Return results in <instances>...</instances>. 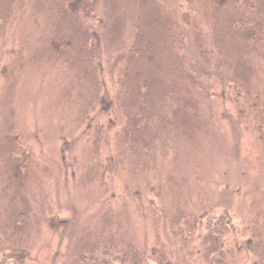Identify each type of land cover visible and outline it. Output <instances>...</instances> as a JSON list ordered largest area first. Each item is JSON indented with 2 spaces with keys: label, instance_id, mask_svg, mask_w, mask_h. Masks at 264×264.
<instances>
[{
  "label": "rangeland",
  "instance_id": "rangeland-1",
  "mask_svg": "<svg viewBox=\"0 0 264 264\" xmlns=\"http://www.w3.org/2000/svg\"><path fill=\"white\" fill-rule=\"evenodd\" d=\"M80 1L0 0V262H67L76 242L113 240L209 264L218 252L200 242L222 221L224 245L261 260L247 242L264 241V39L235 27L259 15L87 0L86 48L61 13ZM180 218L188 239L170 231Z\"/></svg>",
  "mask_w": 264,
  "mask_h": 264
},
{
  "label": "trees",
  "instance_id": "trees-1",
  "mask_svg": "<svg viewBox=\"0 0 264 264\" xmlns=\"http://www.w3.org/2000/svg\"><path fill=\"white\" fill-rule=\"evenodd\" d=\"M87 0H81L78 4H73L72 6H67L64 9H61V13L66 16V14L79 18L80 14H84L85 18L90 17V13L82 8L81 6L85 5ZM216 2H220L222 5L220 7L224 9H237L239 6L238 2H243L251 10L259 15V20L252 19L249 17V20L238 19L239 15L237 13V22L235 24L236 30L239 34H246L247 37L243 36L246 41H251L255 39V36H259L264 39V0H215ZM84 2V4H83ZM256 2L261 3L262 6H257ZM74 7H78L75 8ZM250 14V13H249ZM92 19V18H91ZM90 20H82L79 18L77 31L75 32L81 39L83 44H85L86 48H90V45L93 41L96 43V47L98 46L97 39L95 37V32H91L90 30ZM87 51H90L89 49ZM139 53L135 50L132 55V60L136 58ZM131 61V57H129ZM129 61V62H130ZM120 60H117L114 65L115 71L111 73L113 79L118 78L121 75V71L119 69ZM220 221V220H219ZM221 222V221H220ZM183 218L175 220L170 224V231L173 234H179L183 238L188 239V236H193L195 232L196 226H193L190 230L179 229V226L182 225ZM186 223V222H184ZM221 226L218 229H212L211 227L207 228V233L203 236V239L200 243H203L206 255L209 256L212 253L218 252V258L215 260H211L209 264H239V262L234 259L237 258L235 254L241 256L240 264H264V241L261 243L262 239H258V231L255 230V236L252 239H248L250 241L255 240L253 243L254 248L257 250L255 253L260 257L261 260H254L252 263L245 255V251L241 248L235 249L234 251L230 250L229 247L225 246L221 241L224 237L228 239H233V235H235L232 231V227L228 225L226 221L221 222ZM240 234H243V229L240 231ZM82 244V243H81ZM76 242L75 247L73 249V253L71 259L69 261L59 260V257L56 259L52 258L51 260L44 259L42 264H151L153 261L154 264H173L165 250L163 252H156L155 255L151 256V252L148 249L140 248L134 241L126 242L122 241V243L115 242L113 240H106L103 243L96 242L90 243L85 241V245H81ZM263 244V245H262ZM20 245H10L7 250L10 251L8 255V260L18 256L22 257L21 254H18V248ZM82 249V250H81ZM244 254V255H243ZM243 255V256H242ZM56 256V255H55ZM31 260H29L30 262ZM6 261H4L5 263ZM3 264V262H0ZM22 264V263H21ZM30 264V263H28Z\"/></svg>",
  "mask_w": 264,
  "mask_h": 264
}]
</instances>
